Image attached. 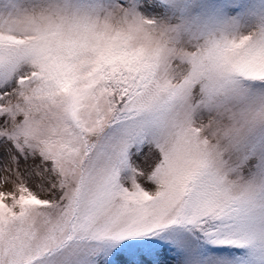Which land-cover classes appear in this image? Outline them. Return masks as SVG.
<instances>
[{"label":"snow or ice","instance_id":"6c2138e0","mask_svg":"<svg viewBox=\"0 0 264 264\" xmlns=\"http://www.w3.org/2000/svg\"><path fill=\"white\" fill-rule=\"evenodd\" d=\"M0 264H264V0H0Z\"/></svg>","mask_w":264,"mask_h":264}]
</instances>
